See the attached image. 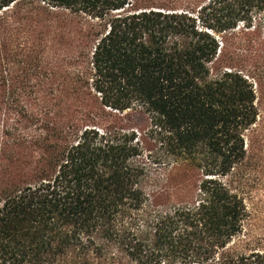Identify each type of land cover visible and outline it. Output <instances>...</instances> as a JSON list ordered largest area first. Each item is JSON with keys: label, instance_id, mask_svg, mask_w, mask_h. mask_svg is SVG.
Segmentation results:
<instances>
[{"label": "trees", "instance_id": "16d2710c", "mask_svg": "<svg viewBox=\"0 0 264 264\" xmlns=\"http://www.w3.org/2000/svg\"><path fill=\"white\" fill-rule=\"evenodd\" d=\"M263 114L264 0H0V264H264Z\"/></svg>", "mask_w": 264, "mask_h": 264}, {"label": "rangeland", "instance_id": "374dc122", "mask_svg": "<svg viewBox=\"0 0 264 264\" xmlns=\"http://www.w3.org/2000/svg\"><path fill=\"white\" fill-rule=\"evenodd\" d=\"M35 14V13H34ZM29 13L23 15L21 19L23 25L29 26L28 32H31L32 25L41 20L38 15ZM46 18V17H45ZM56 18V17H55ZM64 19L65 17H59ZM59 19V20H61ZM67 19V18H65ZM15 22L16 20H12ZM54 21V20H53ZM49 22H46L48 25ZM45 25V26H46ZM30 30V31H29ZM46 45L50 55H54L58 48L57 34L51 28L46 29ZM35 34H30L33 39ZM264 114L261 118L260 125L254 127L249 135L250 155L247 165V175L244 180V191L246 193V203L249 208L250 218L245 224L244 234L248 235L255 243L264 242ZM254 134V136H252Z\"/></svg>", "mask_w": 264, "mask_h": 264}]
</instances>
